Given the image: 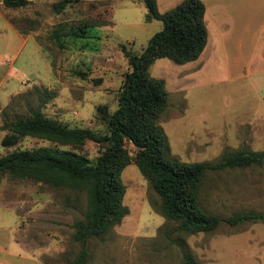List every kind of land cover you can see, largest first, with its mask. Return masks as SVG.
<instances>
[{"label": "rangeland", "instance_id": "obj_1", "mask_svg": "<svg viewBox=\"0 0 264 264\" xmlns=\"http://www.w3.org/2000/svg\"><path fill=\"white\" fill-rule=\"evenodd\" d=\"M28 1L22 8L3 6L25 44L0 14V127L4 109L11 119L29 115L41 101L37 89H49L55 98L42 106L47 119L105 134V112L118 108L129 57L143 52L163 22L146 20L143 0H78L61 12L56 5L62 0ZM183 1L158 0L159 10ZM202 1L209 31L202 56L184 65L161 59L150 68L151 77L165 80L169 94L160 125L171 154L186 163H215L230 151H264V0ZM7 134L0 129V157L47 147L76 151L94 164L103 151L92 141L76 145L34 137L9 146ZM127 148L134 157L136 148ZM122 180L128 214L88 242L84 264H183L185 252L200 264H264V223L180 233L162 214L159 195L135 162ZM199 195L206 211L222 217L264 213V163L210 173ZM86 208L84 193L1 175L0 264L73 261L82 250L74 224Z\"/></svg>", "mask_w": 264, "mask_h": 264}, {"label": "trees", "instance_id": "obj_2", "mask_svg": "<svg viewBox=\"0 0 264 264\" xmlns=\"http://www.w3.org/2000/svg\"><path fill=\"white\" fill-rule=\"evenodd\" d=\"M1 1L8 9L29 4L28 0ZM77 1L62 0L57 3L56 10L61 12ZM143 2L147 9L146 20L161 21L163 28L151 38L142 53L129 57L131 71L125 76L118 108L113 113L105 112V134L91 129L68 128L47 119L42 106L55 98V93L49 89H37L41 101L30 109L29 115L11 119L6 109L2 112L0 129L8 132L4 143L9 146L21 138L34 137L76 145L92 141L103 147L94 164L76 151L54 153L47 147L0 157V176L44 182L86 195L84 216L74 224V240L82 245V250L68 264H84L89 256L88 242L107 234L128 214L124 205L126 186L122 182V173L133 162L159 195L162 214L168 221L176 223L175 230L180 233H209L222 224L238 227L264 223L263 212H237L229 217L209 213L199 195L208 174L262 166L264 151H230L215 163H186L171 154L168 137L160 125L163 111L168 107L169 94L165 80L151 77L150 68L161 59L184 65L202 56L209 39L204 2L184 0L164 13L159 10L158 0ZM11 22L20 29L14 19ZM127 144L136 148L134 157ZM183 264L200 263L185 252Z\"/></svg>", "mask_w": 264, "mask_h": 264}, {"label": "crops", "instance_id": "obj_3", "mask_svg": "<svg viewBox=\"0 0 264 264\" xmlns=\"http://www.w3.org/2000/svg\"><path fill=\"white\" fill-rule=\"evenodd\" d=\"M0 14H2L7 22V25L11 28L14 29V32L15 34H17L18 36H20V38L23 39V43L25 44L27 42L26 38L24 37V35H22L21 33H19L18 31H16V27L14 26V24L11 22V20L5 15L4 13V7H3V4H2V1L0 0ZM216 36L217 38H213V41L216 43V49H217V46H218V43H219V40H218V32H216ZM212 41V42H213ZM24 44L22 45V47L24 46Z\"/></svg>", "mask_w": 264, "mask_h": 264}]
</instances>
